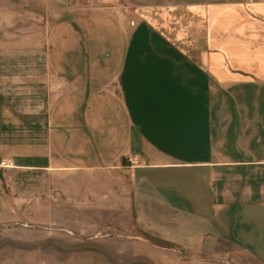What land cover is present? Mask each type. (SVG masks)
Returning a JSON list of instances; mask_svg holds the SVG:
<instances>
[{
	"label": "crops",
	"instance_id": "obj_1",
	"mask_svg": "<svg viewBox=\"0 0 264 264\" xmlns=\"http://www.w3.org/2000/svg\"><path fill=\"white\" fill-rule=\"evenodd\" d=\"M123 1L0 41V226L264 264V0Z\"/></svg>",
	"mask_w": 264,
	"mask_h": 264
},
{
	"label": "rangeland",
	"instance_id": "obj_2",
	"mask_svg": "<svg viewBox=\"0 0 264 264\" xmlns=\"http://www.w3.org/2000/svg\"><path fill=\"white\" fill-rule=\"evenodd\" d=\"M89 3L96 5L101 2L0 0V41L14 40L20 35L37 31L40 26L45 28L50 21L69 18L65 15V10L73 6L86 7ZM121 4L125 5L123 0ZM73 21L74 25L81 23L77 18ZM22 25L25 28L21 29ZM75 28V38L85 40L83 29L79 26ZM0 71L5 75L9 73L5 69ZM43 224L45 225L0 226V264H150L144 258L133 255L130 239L116 237L118 232L113 229L101 231L95 237H84L49 223ZM122 234L124 233L120 232Z\"/></svg>",
	"mask_w": 264,
	"mask_h": 264
},
{
	"label": "built area",
	"instance_id": "obj_3",
	"mask_svg": "<svg viewBox=\"0 0 264 264\" xmlns=\"http://www.w3.org/2000/svg\"><path fill=\"white\" fill-rule=\"evenodd\" d=\"M127 162L130 165V167H136L138 165L137 161L133 160L130 157L127 158ZM0 167H2L4 169H9L10 168V164H9L8 161H1L0 162Z\"/></svg>",
	"mask_w": 264,
	"mask_h": 264
}]
</instances>
